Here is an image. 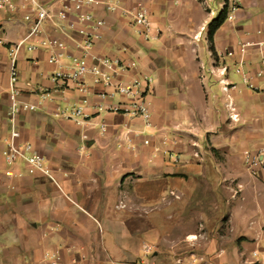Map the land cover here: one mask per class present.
<instances>
[{
  "label": "crops",
  "instance_id": "obj_1",
  "mask_svg": "<svg viewBox=\"0 0 264 264\" xmlns=\"http://www.w3.org/2000/svg\"><path fill=\"white\" fill-rule=\"evenodd\" d=\"M113 1L131 9L140 0ZM147 5L148 37L120 11L95 7L105 21L95 52L137 60L121 79H151L145 85L150 126L109 110L127 105L128 97L101 98L96 93L107 88L100 85L88 92L58 89L47 51L21 52L20 100L36 109L20 114L19 128L45 157L52 177L29 175L23 162L7 164L1 154L10 105L7 47L24 37L27 23L24 12L0 11V264H46L55 250L62 264H264V224L258 220L264 165L251 180L255 219L244 218L239 226L237 215L231 218L234 236H251L253 251L243 253V242L225 248L226 225L210 215L202 223L207 230L195 234L188 225L191 239L177 234L200 180H238L245 154L264 148V0H241L234 19L226 18L212 38L208 27L199 39L201 26L215 17L204 0ZM239 41L251 44L242 52ZM42 91L50 99L42 101ZM85 98L89 103L78 121L60 114ZM98 104L107 109L98 111Z\"/></svg>",
  "mask_w": 264,
  "mask_h": 264
},
{
  "label": "built area",
  "instance_id": "obj_2",
  "mask_svg": "<svg viewBox=\"0 0 264 264\" xmlns=\"http://www.w3.org/2000/svg\"><path fill=\"white\" fill-rule=\"evenodd\" d=\"M149 1L140 0L136 7L129 9L121 6L120 1L113 0H0V11L7 14L16 11L24 12L23 18L27 23V32L24 37L7 47L10 105L7 111L8 130L4 137L5 147L1 152L7 164L21 161L26 166L27 174L40 172L52 177L45 157L31 142L22 139L19 128L20 114L36 109L35 105L20 100L18 59L23 50L47 51L48 63L56 66L51 73V80L56 88L88 92L92 85L103 86L107 88V91L96 93L101 98L121 95L131 99V102L124 107L112 105L109 108L110 111L122 112L130 118L141 117L146 126L151 125L152 113L147 99V90L145 91V85L149 88L151 79L138 76L128 80L121 79L122 73L137 67V60L125 62L119 58L104 57L95 52L96 41L100 38L101 29L105 24L103 19L96 16L95 7L100 5L110 12L120 11L122 16L132 20L142 35L148 37L151 29L150 11L147 5ZM208 1L213 0H204L212 16H218L227 7V19H234L241 5V0H229V3L224 0L220 12L215 14V9L207 5ZM207 29L206 25H202L197 38L199 39L201 32ZM250 44V42L239 41L238 47L243 52ZM232 54V51L226 53V55ZM219 70L221 74H225L227 67L223 65ZM88 79H91V83ZM228 86L224 83L223 89L228 90ZM40 98L42 101L50 99V93L42 91ZM88 103V98H85L79 105L61 110L60 114L67 119L78 121V118L84 114V106ZM227 107L233 111L231 102ZM96 108L98 111L107 109L103 104H98ZM230 117L237 120L238 116L231 114ZM106 127L105 123L101 124L103 132ZM144 143L149 144L150 140L145 139ZM155 151H159V148L155 147ZM246 163L252 173L257 172L264 165V148L257 153H247ZM253 255L258 256V252H253ZM193 260L189 264L197 261V259ZM45 263L62 264L60 251L55 250L47 255Z\"/></svg>",
  "mask_w": 264,
  "mask_h": 264
},
{
  "label": "rangeland",
  "instance_id": "obj_3",
  "mask_svg": "<svg viewBox=\"0 0 264 264\" xmlns=\"http://www.w3.org/2000/svg\"><path fill=\"white\" fill-rule=\"evenodd\" d=\"M221 2L222 0H218L214 3H210L211 7L216 11L215 14L220 12ZM205 7L207 8V6ZM216 17L217 16L215 15L213 19ZM206 26L209 27L208 24ZM243 161L244 163H239L241 176L238 180H200L198 182L197 190L190 198L186 212H184L181 217L179 228L177 229L178 235L185 234V238L191 239L193 236L186 235L188 230H192V228H186L188 225L196 227L194 228L196 230L195 234H199L198 232H201L202 230H207L206 227H202V223L207 220V216L210 215L215 221H222L226 225L225 229L222 230L224 234L225 248L233 247V244H241L240 242H243V244H241V250L243 253L253 251L255 245L251 240V236H247L246 238L242 236V238L238 240V236H234L231 223V218H235L236 215L239 226L244 221V218L255 219V216L257 215L255 211L256 197L254 196V188L251 184V180L256 176V172L252 173L248 169L246 154ZM262 190H264V187ZM176 198L180 199V197ZM261 203H264L263 200ZM258 220L264 224V211L259 215ZM258 255L260 256V254ZM259 256L258 258H260ZM257 262H259V259H257Z\"/></svg>",
  "mask_w": 264,
  "mask_h": 264
},
{
  "label": "trees",
  "instance_id": "obj_4",
  "mask_svg": "<svg viewBox=\"0 0 264 264\" xmlns=\"http://www.w3.org/2000/svg\"><path fill=\"white\" fill-rule=\"evenodd\" d=\"M226 8H224L218 16L209 24V38H212L213 33L221 26L226 19Z\"/></svg>",
  "mask_w": 264,
  "mask_h": 264
}]
</instances>
